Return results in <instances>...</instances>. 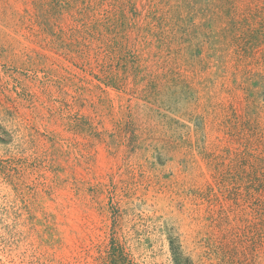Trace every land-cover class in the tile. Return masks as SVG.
<instances>
[{"label": "rangeland", "instance_id": "374dc122", "mask_svg": "<svg viewBox=\"0 0 264 264\" xmlns=\"http://www.w3.org/2000/svg\"><path fill=\"white\" fill-rule=\"evenodd\" d=\"M0 264H264V0H0Z\"/></svg>", "mask_w": 264, "mask_h": 264}]
</instances>
